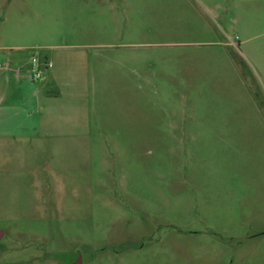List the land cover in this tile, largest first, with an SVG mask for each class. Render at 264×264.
I'll use <instances>...</instances> for the list:
<instances>
[{
  "label": "rangeland",
  "instance_id": "rangeland-1",
  "mask_svg": "<svg viewBox=\"0 0 264 264\" xmlns=\"http://www.w3.org/2000/svg\"><path fill=\"white\" fill-rule=\"evenodd\" d=\"M3 73L0 264H264V0H0Z\"/></svg>",
  "mask_w": 264,
  "mask_h": 264
},
{
  "label": "crops",
  "instance_id": "crops-1",
  "mask_svg": "<svg viewBox=\"0 0 264 264\" xmlns=\"http://www.w3.org/2000/svg\"><path fill=\"white\" fill-rule=\"evenodd\" d=\"M43 76V75H42ZM17 78V77H16ZM55 78V77H54ZM28 83L32 85L33 81H35L31 76L28 75ZM5 81H11V77H9V75H5V73H3L2 75H0V84L2 82ZM41 82H39V87L42 90V94H40L39 92V87L36 89V91H33L34 93H32L31 97H29V100L27 101L26 105H34L36 112L39 114V119L33 123H29L30 126H32V128L36 127L38 129H41L43 131H45V128L48 126L47 122H45V117H46V111L50 108L53 107V116L56 117L57 115V109H61V106L59 105L61 102V95L59 93V91H57V89H47L46 91H44L46 89V84H50L51 85V78L49 77V75H47V73L43 76V78H41L40 80ZM38 83V82H37ZM42 84V85H40ZM34 85V83H33ZM42 87V88H41ZM5 89H0L1 92H4ZM48 92V93H45ZM50 112V111H49ZM77 114L72 118V120L70 121L71 125L77 124L80 121V113L79 111H76ZM52 125L55 126H59L61 124H55V122L52 123ZM71 132L74 133L73 128H71Z\"/></svg>",
  "mask_w": 264,
  "mask_h": 264
},
{
  "label": "built area",
  "instance_id": "built-area-1",
  "mask_svg": "<svg viewBox=\"0 0 264 264\" xmlns=\"http://www.w3.org/2000/svg\"><path fill=\"white\" fill-rule=\"evenodd\" d=\"M36 59L35 58H33L32 59V63L33 64H36ZM51 63H47V64H44V67L45 68H48V67H51ZM31 77L34 79V80H38V79H40L41 77H42V75H41V70H39V69H32L31 70Z\"/></svg>",
  "mask_w": 264,
  "mask_h": 264
},
{
  "label": "water",
  "instance_id": "water-1",
  "mask_svg": "<svg viewBox=\"0 0 264 264\" xmlns=\"http://www.w3.org/2000/svg\"><path fill=\"white\" fill-rule=\"evenodd\" d=\"M79 261H80V260H79ZM75 264H77V262H76Z\"/></svg>",
  "mask_w": 264,
  "mask_h": 264
}]
</instances>
